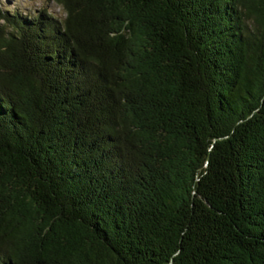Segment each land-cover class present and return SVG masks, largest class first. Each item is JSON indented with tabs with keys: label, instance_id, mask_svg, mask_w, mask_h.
<instances>
[{
	"label": "trees",
	"instance_id": "trees-1",
	"mask_svg": "<svg viewBox=\"0 0 264 264\" xmlns=\"http://www.w3.org/2000/svg\"><path fill=\"white\" fill-rule=\"evenodd\" d=\"M0 10V264H264V0Z\"/></svg>",
	"mask_w": 264,
	"mask_h": 264
},
{
	"label": "rangeland",
	"instance_id": "rangeland-1",
	"mask_svg": "<svg viewBox=\"0 0 264 264\" xmlns=\"http://www.w3.org/2000/svg\"><path fill=\"white\" fill-rule=\"evenodd\" d=\"M12 8L21 10L24 13H37L39 10L45 9L55 17H63V13L53 0H0V10H11Z\"/></svg>",
	"mask_w": 264,
	"mask_h": 264
}]
</instances>
